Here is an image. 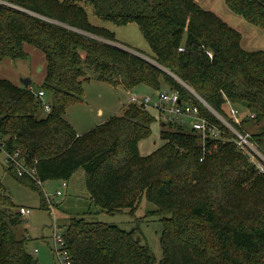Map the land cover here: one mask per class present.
<instances>
[{
    "label": "trees",
    "instance_id": "obj_1",
    "mask_svg": "<svg viewBox=\"0 0 264 264\" xmlns=\"http://www.w3.org/2000/svg\"><path fill=\"white\" fill-rule=\"evenodd\" d=\"M224 1L264 28V0ZM88 4L118 25L135 22L151 60L98 38L116 41L112 31L91 23ZM242 40L198 0H0V63L26 58V45L40 49L46 66L39 90L52 106L43 114L39 90L0 78V136L8 151L37 160L43 182L69 181L83 167L91 202L101 211L132 212L143 196L153 202L163 222L161 264H264V173L233 142L206 138L203 144L197 132L160 118L164 143L143 155L139 142L150 136L154 117L136 101L81 134L65 118L82 101L90 67L95 79L126 90L167 85L224 128L189 86L245 129V122L264 119V50L248 49ZM228 102L247 110L239 125ZM6 169L38 188L13 166ZM3 189L0 183V264H38L27 239L13 230L21 215ZM63 235L73 264L155 261L147 244L116 224L71 217Z\"/></svg>",
    "mask_w": 264,
    "mask_h": 264
},
{
    "label": "rangeland",
    "instance_id": "obj_2",
    "mask_svg": "<svg viewBox=\"0 0 264 264\" xmlns=\"http://www.w3.org/2000/svg\"><path fill=\"white\" fill-rule=\"evenodd\" d=\"M198 1L204 8L214 11L230 25L237 28L242 33V43L246 48L264 50V28L250 23L243 16L233 12L224 0ZM86 9L91 23L112 31L116 41L98 38L128 50L139 51L144 57L151 60L148 57L152 54L151 48L135 22L118 25L95 15L91 4H88ZM26 50V58L5 59L0 63V78L17 80L21 83L22 78L28 77L32 80L30 84L32 88L38 91L45 76V56L40 49L32 45H26ZM85 70L87 75L92 78L83 84L82 101L74 103L68 110V117L79 132L100 124L109 116L119 113L123 103L136 100L139 103L138 101L143 100L146 96L151 97L152 101L157 100L155 89L149 85L139 84L133 90L127 91L123 86H114L95 79L93 68L85 67ZM164 89L170 90L166 85ZM45 101H49L47 97ZM237 107L242 113H247L244 107ZM148 109L154 117V121L151 124L150 136L139 142L140 152L143 155L151 153L164 143L160 137L162 115L159 109L152 105ZM43 114H45L44 111ZM244 127L245 130L257 135L255 136L256 142L264 148V135L262 134L264 119L260 122L249 120L244 123ZM6 165V153L4 150H0V183L4 186L3 192L11 197L16 207L15 212L20 206L31 209L29 214H20L21 221L12 226L13 230L18 238L27 239L26 248L38 260V264H62L54 251L53 225L56 223L58 230L64 231L71 217H84L87 220L116 224L121 229L132 232L140 243L150 247L155 257L153 264H161L162 215L157 214L156 205L145 196L132 212L130 209H125L122 212L108 213L101 211L98 205L91 202L85 185L83 167L79 168L69 181L49 179L43 182V188L40 186L37 188L15 178L6 169ZM58 190L61 191V194H57ZM46 195L52 200V208Z\"/></svg>",
    "mask_w": 264,
    "mask_h": 264
},
{
    "label": "built area",
    "instance_id": "obj_3",
    "mask_svg": "<svg viewBox=\"0 0 264 264\" xmlns=\"http://www.w3.org/2000/svg\"><path fill=\"white\" fill-rule=\"evenodd\" d=\"M180 50H183V48L181 47ZM188 88L222 121L224 128L202 115L200 108L196 104L190 101L182 100L178 91L172 89L166 91L164 86L156 90L157 100L152 101L151 97L146 96L143 100L138 102L144 106L152 105L158 108L163 119L176 123L187 130L197 132L200 134L203 144L205 143L206 138H211L217 141L233 142L236 149L248 157L256 171L258 173H264V148L256 142V137H254V135L249 131L238 128L234 122H231L220 112L210 106L191 87L188 86ZM37 94L41 99H43V111L45 113H49L52 106L50 101H45L46 92L41 89L37 92ZM228 113L236 124L239 125L242 122V111L230 102H228ZM251 117H253V115H251ZM0 150L5 151L7 165L13 166L18 176L28 177L32 179L37 186L43 188V181L38 175L36 159L29 162L24 153H22L19 149L13 152L8 151L6 148V141L3 140L1 136ZM57 194H61V191L58 190ZM46 199L52 208L53 203L51 198L46 195ZM18 212L20 214H29L31 209L25 206H20ZM52 241L55 255L58 260L62 264H73L69 250L66 247L63 231L58 230L56 223L53 225Z\"/></svg>",
    "mask_w": 264,
    "mask_h": 264
},
{
    "label": "crops",
    "instance_id": "obj_4",
    "mask_svg": "<svg viewBox=\"0 0 264 264\" xmlns=\"http://www.w3.org/2000/svg\"><path fill=\"white\" fill-rule=\"evenodd\" d=\"M24 75H28V74H24ZM15 83H20V82H18L17 80H13ZM22 83V82H21ZM165 86V85H164ZM167 86V85H166ZM127 91H129V90H127ZM156 91V90H155ZM48 98V97H47ZM45 99H46V97H45ZM124 104H126V103H123L122 105H121V108L124 106ZM71 106H73V104L71 105ZM71 106H69L68 108H67V110H66V113H65V118L73 125V122L71 121V119L68 117V110L70 109V107ZM240 107V106H239ZM121 108H120V110H121ZM119 110V111H120ZM110 117V116H109ZM73 127L75 128V126L73 125ZM92 128V127H91ZM90 129V128H89ZM89 129H87V130H89ZM75 130H76V128H75ZM87 130H85V131H87ZM77 131V130H76ZM84 130H83V132H85ZM83 132H79V131H77V133L78 134H81V133H83ZM37 250V249H36Z\"/></svg>",
    "mask_w": 264,
    "mask_h": 264
},
{
    "label": "water",
    "instance_id": "obj_5",
    "mask_svg": "<svg viewBox=\"0 0 264 264\" xmlns=\"http://www.w3.org/2000/svg\"><path fill=\"white\" fill-rule=\"evenodd\" d=\"M21 82L24 84V85H30L31 84V82H32V80L30 79V78H28V77H26V78H22L21 79ZM163 125H165V122H163Z\"/></svg>",
    "mask_w": 264,
    "mask_h": 264
}]
</instances>
